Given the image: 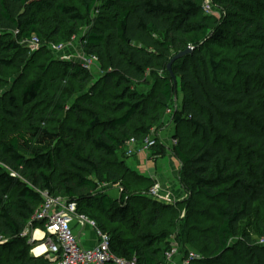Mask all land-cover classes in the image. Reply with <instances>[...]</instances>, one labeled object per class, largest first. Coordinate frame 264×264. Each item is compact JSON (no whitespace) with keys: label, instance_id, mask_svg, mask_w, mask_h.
I'll return each mask as SVG.
<instances>
[{"label":"trees","instance_id":"1","mask_svg":"<svg viewBox=\"0 0 264 264\" xmlns=\"http://www.w3.org/2000/svg\"><path fill=\"white\" fill-rule=\"evenodd\" d=\"M80 2L88 14L99 16L82 37L83 52L98 59L105 88L122 90L113 96L115 108L106 119L95 113L96 96H105V88L98 95L83 94L80 108L70 113L85 115L86 129L74 136L67 130L59 134L37 115L34 106L43 79L25 85L20 97H0V264H46L44 257L31 254L36 242L25 235L44 230L43 223L33 220L44 193L76 202L79 212L109 235L116 256L137 257L138 264L165 263L161 245L168 233L155 235L142 228L148 204L157 206L151 209V220L160 218L158 207L167 204L150 201V188L141 197L130 195L128 179L109 160L131 140L151 135L156 116L174 105L178 90L184 99L175 124L185 131L174 151L193 185L186 218L207 202L216 222L212 238L205 239L209 257L192 263L224 264L234 255L244 264H264V244L249 234L232 246L241 237V224L255 213L264 237V0H215L226 18L213 34L200 0ZM51 11L67 24L84 19L61 0H0V76L23 64L28 56L23 43L40 39V17ZM54 26L52 37L62 31L58 23ZM190 44L192 53L173 64L175 87L167 66ZM238 48L241 52L232 55ZM58 66L73 79L85 82L89 77L83 65ZM148 74L158 80L151 101L136 91ZM54 101L58 111H69L66 95H55ZM135 125L139 129L131 128ZM103 184L124 192L114 200L102 191ZM178 236L181 252L187 254L185 231Z\"/></svg>","mask_w":264,"mask_h":264},{"label":"rangeland","instance_id":"2","mask_svg":"<svg viewBox=\"0 0 264 264\" xmlns=\"http://www.w3.org/2000/svg\"><path fill=\"white\" fill-rule=\"evenodd\" d=\"M98 1L99 5H102L108 0ZM61 3L74 6L82 14L84 19L75 24H67L64 17L57 11H51L47 15H42L40 17L39 42L32 43L33 45L24 44L23 46H28V56L23 64L3 71V74L0 76V97L4 94L20 97L21 91L25 85L38 79H43L44 88L38 97L37 106H34L37 115L51 124L52 129L59 134L67 130L71 136H74L77 131H85L87 118L85 115L81 117L74 116L70 111L74 107L80 108L79 102L83 94L90 92L99 94L98 91L105 88L102 82L104 70L100 64L87 68L89 70V77L85 78L86 80L84 82L78 78H71L68 72L59 68L58 63L69 62L87 67L80 39L97 25L99 16L95 13L88 14L85 6L80 0H61ZM207 3H210L212 7V14H209L206 18L208 22H210V33L213 34L225 20L226 12L215 0H200L202 7ZM106 17L109 18L110 15H106ZM55 23L60 25L62 31L57 36L52 37L55 33ZM46 45L48 46V51H42V48ZM60 45L62 46L61 49L58 48ZM189 48L194 49V46L190 44L187 46V49ZM239 52H241L240 48L234 49L232 55H236ZM224 56H226V53H223V57ZM41 66L47 67V71L44 72L41 70ZM71 72L72 69H70L69 73ZM160 75H163V72H160ZM157 84V78L148 74L142 85L136 87V91L147 101H151V97L157 92ZM121 90L122 89L111 90L106 87L105 96L100 97L97 94L98 96H96L95 99L97 103L95 113L102 119L109 118L112 110L115 108L114 104H112V98L114 95L119 94ZM177 93V100L174 95V105L167 110L159 111V116H156L158 123L152 129L151 135L144 138L143 141L135 139L133 144H125L123 150L109 160V164L115 171L128 179L131 186L129 191L130 195L141 197L140 195L144 193L146 189H152L155 185H158L160 194L167 199L166 201H159L149 198L150 201L167 204L168 208L159 206L158 211L159 214H161L160 218L151 220L152 216L150 217V212L156 204H148V210L144 212L145 218L148 217V219L147 222L145 219L142 228L144 231L155 235H159L162 232L168 233L169 237L167 242L161 245L163 252L166 253L173 245L179 242L178 234L180 231L184 230L186 233L185 240L189 242H186L187 249L195 251L201 258L204 256L206 259L209 257L208 255L210 252L209 250L204 252L207 246L205 239L212 238L211 232L216 225V222L213 221L212 218H214L215 215L211 210V204L202 202L204 206L199 208V210L195 212L196 214L194 213L190 219L186 218V207L193 193V185L190 182L188 171L174 151V148L181 141L182 133L185 131L184 127H178L175 124V115L180 109L184 99L183 93L179 90ZM62 94L67 97L69 111L60 112L56 109L54 96ZM154 106V103H152L151 107L154 108ZM28 112L30 111L27 110V113ZM151 115V117L154 116V114ZM139 127L140 125H135L131 128L139 129ZM151 141H154L155 145L148 147V143ZM101 189L114 200L119 199L124 192V190L120 189L118 186L111 187L105 184L102 185ZM137 199L140 200V198ZM96 205L98 206V204ZM259 221V214L255 213L251 219L242 223L240 228L241 237L233 241L232 246L237 244L246 233L257 243L264 244L262 243L264 237H261ZM37 230L38 229H31V232L28 231V233H26V235L31 237L32 242L33 237H35L34 233ZM190 239H192V241H190ZM40 244V242L35 244V247L31 251L33 256L36 253L34 250L41 246ZM181 254V257L176 261L178 264H183L182 260L185 259V253L181 252ZM163 264H167L166 259ZM224 264L244 263L238 261L233 255L232 259Z\"/></svg>","mask_w":264,"mask_h":264},{"label":"built area","instance_id":"3","mask_svg":"<svg viewBox=\"0 0 264 264\" xmlns=\"http://www.w3.org/2000/svg\"><path fill=\"white\" fill-rule=\"evenodd\" d=\"M204 12L209 15L212 14V7L210 3L204 6ZM39 42L37 37H34L30 42L23 44L29 45ZM81 47L83 46V39H80ZM33 45V44H32ZM59 49L62 48L60 45ZM84 60L86 68L98 65L96 57L87 58L85 54ZM135 140L129 143L133 144ZM155 145L154 141L148 143V147ZM149 198L166 201L160 194L158 185H155L146 194ZM44 203L36 213L33 220L43 223L44 230L43 238L40 241L44 251L35 253L36 258L44 257L46 264H138L137 257L130 260L121 258L113 254L111 251V239L108 234L101 231L94 220L90 219L87 215L80 213L78 204L76 202H69L62 198H53L47 193L43 194ZM85 229L91 227L95 229L98 243L93 248H84L80 236L76 233L74 225ZM28 233V231H26ZM25 233V235H26ZM32 241V240H31ZM35 237H33V243ZM264 243V240L262 241ZM37 248V249H38ZM36 249L34 250V252ZM181 245L176 243L172 248L165 253L167 264H176V261L181 257ZM187 258V259H186ZM201 257L195 251L185 253V259L182 260L183 264H191L194 261L200 260Z\"/></svg>","mask_w":264,"mask_h":264},{"label":"crops","instance_id":"4","mask_svg":"<svg viewBox=\"0 0 264 264\" xmlns=\"http://www.w3.org/2000/svg\"><path fill=\"white\" fill-rule=\"evenodd\" d=\"M74 229L76 230V233L80 236V240H81V243H82L84 248H93L97 245L98 238H97V234H96L95 229H93L91 227H87L85 229H80V227H78L76 224L74 225ZM34 235H35V242L40 241L44 236L41 230L35 231ZM37 250L38 249H36L35 252L39 253V252H37ZM176 264H178V263H176Z\"/></svg>","mask_w":264,"mask_h":264},{"label":"water","instance_id":"5","mask_svg":"<svg viewBox=\"0 0 264 264\" xmlns=\"http://www.w3.org/2000/svg\"><path fill=\"white\" fill-rule=\"evenodd\" d=\"M192 51H193V49H190V48H189V49H187V50H185V51H183V52L178 53L177 55H175V56L171 59L170 63H169L168 66H167L168 72L170 73V76H171V78H172L173 81H174V85H175V87L177 86V80H176V76H175V74H174V72H173V69H172L173 64H174L176 61H178V60L184 58L185 56H187V55H189V54H191ZM175 98H176V100H177V92L175 93Z\"/></svg>","mask_w":264,"mask_h":264},{"label":"bare ground","instance_id":"6","mask_svg":"<svg viewBox=\"0 0 264 264\" xmlns=\"http://www.w3.org/2000/svg\"><path fill=\"white\" fill-rule=\"evenodd\" d=\"M44 249H45L44 247H40V248H38L37 252H41V251H43Z\"/></svg>","mask_w":264,"mask_h":264}]
</instances>
